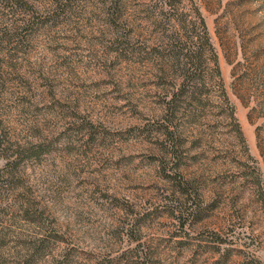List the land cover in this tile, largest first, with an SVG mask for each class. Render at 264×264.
I'll return each mask as SVG.
<instances>
[{
  "label": "rangeland",
  "instance_id": "374dc122",
  "mask_svg": "<svg viewBox=\"0 0 264 264\" xmlns=\"http://www.w3.org/2000/svg\"><path fill=\"white\" fill-rule=\"evenodd\" d=\"M113 1L0 0V264H264V0ZM191 6L219 75L170 102Z\"/></svg>",
  "mask_w": 264,
  "mask_h": 264
},
{
  "label": "trees",
  "instance_id": "16d2710c",
  "mask_svg": "<svg viewBox=\"0 0 264 264\" xmlns=\"http://www.w3.org/2000/svg\"><path fill=\"white\" fill-rule=\"evenodd\" d=\"M118 1L119 0H114V5H118ZM189 10H191L190 12L192 15L188 20L186 17L188 14L184 12L178 13L179 17H177L180 27H186L188 30L186 41L181 40L180 43L177 41V44H175L170 51V55L172 58H174L173 60H175L173 68H175L174 70L178 72L179 76H181L179 82H177V85H174V88L172 89V97L170 98V102L175 100L176 95L187 97L188 94L191 96L195 91L199 90L198 80L201 78L200 74L206 63H212L210 70L213 73L219 75L218 59L213 43L210 41L207 26L204 23L201 9H199L197 6H191ZM114 29V39L117 41V43H122L119 29L116 26ZM177 39L180 40L179 38ZM206 52L208 62L202 58L203 53ZM118 53L121 54L120 52ZM218 86H220V91L223 94V98L226 100V95L223 91L222 84L219 83ZM230 115L233 116V113H230ZM234 125L237 129L239 137L242 138L243 136L240 133L241 131L239 126L236 124ZM27 150H29L28 147L21 148V145L17 143H11V140L7 139L5 135L0 134V158H2L1 160L4 161V168L2 169L4 172L2 175L5 176L6 179L9 178V181L12 182L14 176L18 172L21 155L24 157L26 154H29ZM187 187L192 188V186Z\"/></svg>",
  "mask_w": 264,
  "mask_h": 264
}]
</instances>
